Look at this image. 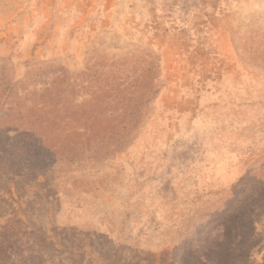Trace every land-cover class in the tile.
<instances>
[{
	"label": "rangeland",
	"instance_id": "rangeland-1",
	"mask_svg": "<svg viewBox=\"0 0 264 264\" xmlns=\"http://www.w3.org/2000/svg\"><path fill=\"white\" fill-rule=\"evenodd\" d=\"M0 264H264V0H0Z\"/></svg>",
	"mask_w": 264,
	"mask_h": 264
},
{
	"label": "crops",
	"instance_id": "crops-1",
	"mask_svg": "<svg viewBox=\"0 0 264 264\" xmlns=\"http://www.w3.org/2000/svg\"><path fill=\"white\" fill-rule=\"evenodd\" d=\"M71 192L72 191L70 190V193L68 194V196L71 199L74 198L75 205L70 210L67 209L63 212V214H67L69 216V221L81 220L80 216L86 215V214H94V215L98 216V215L103 213V211H104L103 207L104 208L107 207L105 195H104V199L103 198L94 199L89 194H81V193L80 194L79 193L73 194ZM95 222H96V220H95ZM99 223L101 224V221H99ZM106 226L107 225L105 224V227ZM96 229L101 230V228H98V227H96ZM105 229H107V228H105Z\"/></svg>",
	"mask_w": 264,
	"mask_h": 264
}]
</instances>
